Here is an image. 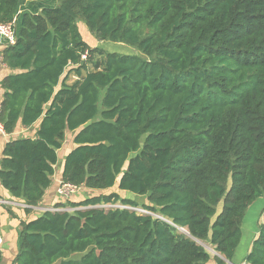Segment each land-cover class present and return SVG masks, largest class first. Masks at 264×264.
<instances>
[{
	"label": "trees",
	"instance_id": "trees-1",
	"mask_svg": "<svg viewBox=\"0 0 264 264\" xmlns=\"http://www.w3.org/2000/svg\"><path fill=\"white\" fill-rule=\"evenodd\" d=\"M23 4L0 0L17 37L2 51L16 72L1 82V118L8 133L40 125L6 144L1 182L37 206L71 132L62 180L91 192L22 221L13 264H208L198 241L225 258L216 264L235 263L247 210L264 197V0ZM79 20L141 54L91 46ZM115 186L146 196L147 213L100 207H139ZM258 228L248 264H264Z\"/></svg>",
	"mask_w": 264,
	"mask_h": 264
},
{
	"label": "crops",
	"instance_id": "crops-1",
	"mask_svg": "<svg viewBox=\"0 0 264 264\" xmlns=\"http://www.w3.org/2000/svg\"><path fill=\"white\" fill-rule=\"evenodd\" d=\"M57 2L58 0H24V4L20 12L24 11L25 9H35L36 7H39V9H41L43 4L52 5L56 4ZM5 44L6 42L4 38L0 35V53H2ZM15 72L16 70L9 68L5 63L0 64V103L3 100L5 92L1 82L6 76ZM39 125L40 121L36 122L30 127H25L19 121L13 132L8 133L6 131L3 133L0 131V168L3 151L6 144L9 141L18 138L35 137ZM62 149L63 147L58 150L59 160L57 166L61 164V167H59V176L57 179L53 177L51 186L46 190L42 201L37 206H28L23 199L14 197L7 189H5L0 179V227L4 236V245L2 247L0 264H13L14 259L19 252V234L22 229V221L27 222L37 218L44 212L43 209L45 207H62L58 206L63 201L58 195L57 189L60 181L62 180V171L65 156L70 151L69 150L68 152H64L61 158L60 153ZM88 192L90 193L91 191L88 190ZM263 208L264 197L257 199L253 204L249 206L242 225L243 235L235 255V264H248L244 259L250 251L254 239L258 235V227L261 222L260 214L262 213Z\"/></svg>",
	"mask_w": 264,
	"mask_h": 264
},
{
	"label": "rangeland",
	"instance_id": "rangeland-1",
	"mask_svg": "<svg viewBox=\"0 0 264 264\" xmlns=\"http://www.w3.org/2000/svg\"><path fill=\"white\" fill-rule=\"evenodd\" d=\"M78 26L80 28V31L82 33V36H83L84 40L87 41L93 47L97 46V47L104 48V49H106V50H108L110 52H117V53H121V54H125V53L126 54H139L140 53L135 47L127 45V44H124V43L97 40L94 37V35L90 32V30L87 27V25L82 20L78 21ZM72 79H75V78H72ZM73 136H74L73 133H71V132L67 133L66 141H65L63 149L61 150V153H60L61 158H62L64 152H68L69 150L72 149V147H74V143L72 142ZM59 167H61V164H59L57 166V168H56V172H55L56 176H54L56 179L59 176V172H60L59 171ZM111 190L119 191L117 186H115ZM119 192H120L121 195H125V197L135 199L139 203V207H131L129 205H125V206L131 207L133 210H136L137 212H142V213L145 212V209L142 208V205L143 204H149L148 198L146 196L132 195V193H130V192H123V191H119ZM88 195H89L88 189H81L78 192V195L76 196V199H83L84 197H86ZM118 205H123V204H121V203H115V204L108 203V204L100 205V207H104V208L108 209L110 207H115V206H118ZM68 209L71 210L70 208H68ZM221 209H222V204L219 205V210H221ZM260 216H261L260 217L261 218V222L260 223H262V222H264V211L263 210H262V213L260 214ZM183 230H186V228H179V232L184 233ZM198 242H199V244L203 245L204 248L211 254V257L214 258L215 256L220 255V253L217 252L215 250L214 246L209 244V242H203V241H198ZM240 253H241V250H240ZM213 258H211V260L209 261L208 264H216V262H215V260ZM228 264H231V263H228Z\"/></svg>",
	"mask_w": 264,
	"mask_h": 264
},
{
	"label": "built area",
	"instance_id": "built-area-1",
	"mask_svg": "<svg viewBox=\"0 0 264 264\" xmlns=\"http://www.w3.org/2000/svg\"><path fill=\"white\" fill-rule=\"evenodd\" d=\"M0 35L4 38L5 42L8 44H14L16 42V32H15V28H14V24L13 23H0ZM3 54L0 53V64H3ZM1 113H2V108H1V104H0V131L1 132H6L5 130V126H4V122L1 118ZM79 190V187L69 183V182H65L63 180L60 181L58 189H57V193L61 198H70L73 194H76ZM119 207H125V208H131V207H127L125 205H118ZM117 207V206H115ZM69 207H57V206H53V207H45L43 209V211H64V210H69ZM72 210V208H70ZM132 209V208H131ZM264 211V209H263ZM143 213H147L146 210ZM4 245V236L3 233L1 231V227H0V257L2 255V247Z\"/></svg>",
	"mask_w": 264,
	"mask_h": 264
},
{
	"label": "water",
	"instance_id": "water-1",
	"mask_svg": "<svg viewBox=\"0 0 264 264\" xmlns=\"http://www.w3.org/2000/svg\"><path fill=\"white\" fill-rule=\"evenodd\" d=\"M184 231V233H186V234H189V232L187 231V230H183ZM219 256H221V255H219ZM222 257V256H221ZM224 258V257H223ZM225 259V258H224ZM228 263H231V264H235V263H233V262H229V261H227Z\"/></svg>",
	"mask_w": 264,
	"mask_h": 264
}]
</instances>
